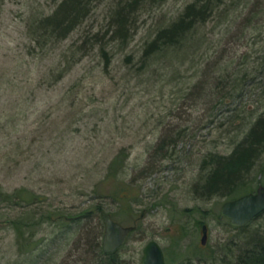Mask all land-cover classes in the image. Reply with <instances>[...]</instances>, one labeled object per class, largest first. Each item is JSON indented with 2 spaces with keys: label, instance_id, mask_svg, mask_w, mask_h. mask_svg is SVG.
<instances>
[{
  "label": "rangeland",
  "instance_id": "obj_1",
  "mask_svg": "<svg viewBox=\"0 0 264 264\" xmlns=\"http://www.w3.org/2000/svg\"><path fill=\"white\" fill-rule=\"evenodd\" d=\"M133 1L118 32L117 9ZM194 1L94 0L68 34L38 43L39 21L61 0H0V264H96L102 212L135 227L121 264H142L153 240L166 264L235 247L238 232L218 217L227 199L195 188L209 156L229 154L264 110V76L253 73L263 36L243 30L247 1L237 19L210 18L188 58L144 59L157 30ZM227 60L234 80L255 82H213L207 65ZM248 179L264 186L257 170ZM252 230L264 234V214Z\"/></svg>",
  "mask_w": 264,
  "mask_h": 264
},
{
  "label": "trees",
  "instance_id": "obj_2",
  "mask_svg": "<svg viewBox=\"0 0 264 264\" xmlns=\"http://www.w3.org/2000/svg\"><path fill=\"white\" fill-rule=\"evenodd\" d=\"M93 1L61 0L51 14L39 21L38 25L40 24V27L36 31L38 33L41 31V34L39 38L35 39L36 42L39 43L43 39L48 41L56 39L59 35L68 34L75 24L77 26L83 22ZM247 1L253 3V8L250 15L243 20V30L252 31L260 37L263 36L259 51L261 57L257 60L258 64L253 65V73L261 72L264 76V25L260 24L258 26L261 23L259 21L264 20V0H196L188 4L174 21L157 30L153 39L146 43L143 58L148 60L149 58L152 60H155V58L168 59L170 61L174 57L188 58L189 54L198 49L200 50L203 42L200 30L209 22L210 18L218 15L227 20L237 19L235 8ZM133 3L134 1L121 5L123 6L121 8L118 7L115 25L116 30L119 29L118 32L128 29L129 18L133 11L130 7ZM261 10L262 13L260 14ZM57 33L59 34L57 35ZM232 64L234 62L228 60L227 62L216 61L212 67L213 69L208 64L206 69L209 68V70L205 71L206 75L212 78L213 82L222 84V88H227L228 85L226 86V84L232 82L235 84L238 80L240 82L242 80L240 87H231L232 91L241 90V86L248 82H255L256 79H250L247 74L234 80L228 72L232 68ZM241 70L238 69L237 74ZM245 128L247 130L243 132L244 137L234 142V147L229 154L209 156V160H207L209 164L206 167L208 172L199 185V190L197 186L195 188V192L200 197L205 199L221 197L226 198L227 201L234 200L254 191V188L251 189L248 179V175L254 170L264 176V110L256 115L248 125L245 124ZM207 163L205 162L203 167ZM25 202L26 205L23 206L35 204L34 201L29 202L27 199H23L18 204L21 205ZM263 214L245 227L236 228L232 226L238 232L237 241L235 244L233 243L235 247H229L228 252L225 251L224 254H219L216 259L211 261H205L204 258L206 257L198 253L194 256L196 260L193 262L197 264H264V234L256 235L252 230V224ZM20 226L17 227L21 229ZM95 245L99 255L96 264H121L116 252L112 254L104 253L102 245L96 239ZM203 249L205 252L206 248L203 247ZM26 262H28L27 264H35L36 259L29 258Z\"/></svg>",
  "mask_w": 264,
  "mask_h": 264
},
{
  "label": "water",
  "instance_id": "obj_3",
  "mask_svg": "<svg viewBox=\"0 0 264 264\" xmlns=\"http://www.w3.org/2000/svg\"><path fill=\"white\" fill-rule=\"evenodd\" d=\"M262 213H264V186L260 185L255 192L225 202L218 217L219 219L227 218L232 226L241 228L250 224ZM102 218L105 224L103 251L106 254H112L127 243L135 227L122 225L107 212H102ZM202 232L201 243L206 245L208 240L207 225H203ZM142 264H166L163 249L157 241L153 240L145 247Z\"/></svg>",
  "mask_w": 264,
  "mask_h": 264
},
{
  "label": "bare ground",
  "instance_id": "obj_4",
  "mask_svg": "<svg viewBox=\"0 0 264 264\" xmlns=\"http://www.w3.org/2000/svg\"><path fill=\"white\" fill-rule=\"evenodd\" d=\"M262 13V10H261V12H260V14ZM212 81H214V80H212Z\"/></svg>",
  "mask_w": 264,
  "mask_h": 264
},
{
  "label": "flooded vegetation",
  "instance_id": "obj_5",
  "mask_svg": "<svg viewBox=\"0 0 264 264\" xmlns=\"http://www.w3.org/2000/svg\"><path fill=\"white\" fill-rule=\"evenodd\" d=\"M203 227V226H202Z\"/></svg>",
  "mask_w": 264,
  "mask_h": 264
}]
</instances>
